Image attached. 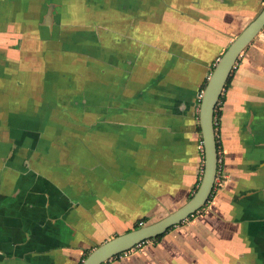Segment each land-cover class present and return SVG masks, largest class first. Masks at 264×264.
<instances>
[{
  "label": "crops",
  "instance_id": "obj_1",
  "mask_svg": "<svg viewBox=\"0 0 264 264\" xmlns=\"http://www.w3.org/2000/svg\"><path fill=\"white\" fill-rule=\"evenodd\" d=\"M264 0H0V264H82L204 170L200 95ZM219 101L226 184L105 264H264V30Z\"/></svg>",
  "mask_w": 264,
  "mask_h": 264
},
{
  "label": "water",
  "instance_id": "obj_2",
  "mask_svg": "<svg viewBox=\"0 0 264 264\" xmlns=\"http://www.w3.org/2000/svg\"><path fill=\"white\" fill-rule=\"evenodd\" d=\"M264 30V8L230 44L213 69L202 92L199 123L203 138L204 170L194 195L179 209L162 219L120 234L91 251L82 264H105L112 258L166 234L202 210L210 201L219 173V148L215 112L234 66L256 37Z\"/></svg>",
  "mask_w": 264,
  "mask_h": 264
},
{
  "label": "built area",
  "instance_id": "obj_3",
  "mask_svg": "<svg viewBox=\"0 0 264 264\" xmlns=\"http://www.w3.org/2000/svg\"><path fill=\"white\" fill-rule=\"evenodd\" d=\"M244 55L245 53H242L239 57V59L237 60L235 66H234V71H236L238 69V67L241 65V61L242 59L244 58ZM202 97V94L200 95V99ZM219 105V104H218ZM218 117L217 115L215 116V124L217 125L218 124ZM217 130V129H216ZM203 145V142L201 143ZM203 148V146H202ZM226 184V179H223L222 175H221V172H220V169H219V173H218V178L216 180V184H215V189L214 191H217L219 189H222ZM140 226H143V223L140 224Z\"/></svg>",
  "mask_w": 264,
  "mask_h": 264
},
{
  "label": "trees",
  "instance_id": "obj_4",
  "mask_svg": "<svg viewBox=\"0 0 264 264\" xmlns=\"http://www.w3.org/2000/svg\"><path fill=\"white\" fill-rule=\"evenodd\" d=\"M231 78H232V76L230 77L228 83L230 82ZM216 115H217V117L220 116L219 105L217 106V109H216V112H215V116H216ZM138 227H140V226H138ZM138 227H136V228H138ZM164 235H165V234H164ZM164 235L159 236V237L154 238V239H151V240H149V241H157V240L161 239ZM145 243H146V242H145ZM121 255H122V254H121ZM119 256H120V255H118V256H116V257H119Z\"/></svg>",
  "mask_w": 264,
  "mask_h": 264
}]
</instances>
